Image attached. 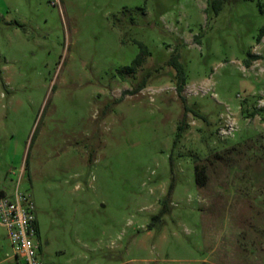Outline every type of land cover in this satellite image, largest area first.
I'll return each mask as SVG.
<instances>
[{"label":"rangeland","instance_id":"rangeland-1","mask_svg":"<svg viewBox=\"0 0 264 264\" xmlns=\"http://www.w3.org/2000/svg\"><path fill=\"white\" fill-rule=\"evenodd\" d=\"M214 1L0 0V189L24 169L43 264H264V0Z\"/></svg>","mask_w":264,"mask_h":264},{"label":"built area","instance_id":"built-area-1","mask_svg":"<svg viewBox=\"0 0 264 264\" xmlns=\"http://www.w3.org/2000/svg\"><path fill=\"white\" fill-rule=\"evenodd\" d=\"M20 170L16 184L10 191H0V225L5 228L13 252L8 254L15 264H43L40 255L35 204L30 192L21 190Z\"/></svg>","mask_w":264,"mask_h":264},{"label":"trees","instance_id":"trees-1","mask_svg":"<svg viewBox=\"0 0 264 264\" xmlns=\"http://www.w3.org/2000/svg\"><path fill=\"white\" fill-rule=\"evenodd\" d=\"M215 2H217V4L215 5L214 11L217 12L218 9L220 8L221 0H218V1L215 0L214 3ZM263 29H264V26L261 30V33ZM260 35H259V38H260ZM139 47H140V50L136 54V56L132 59V61L129 64L121 67L119 71L125 72L128 74H134L137 71V69L143 64V62L146 60V57L150 54V51L143 42H139ZM257 58H259V54L249 52L248 57L245 59V64L249 66L251 64V61ZM167 63L175 68V76H176L175 88H176L178 95L181 97V100L184 103V114H185L186 111L188 110V107L185 104V96L182 95L181 93L186 84V74H185L183 64L179 60V53L174 52L173 54H171V56L167 60ZM148 75L149 73H147L133 88L125 89L123 92L135 93L139 89L143 88L146 85ZM184 125H185L184 119L182 118L178 125V132L176 134L174 143L178 140L179 131L184 128Z\"/></svg>","mask_w":264,"mask_h":264},{"label":"crops","instance_id":"crops-1","mask_svg":"<svg viewBox=\"0 0 264 264\" xmlns=\"http://www.w3.org/2000/svg\"><path fill=\"white\" fill-rule=\"evenodd\" d=\"M0 190H5V188H3V189H0ZM37 226H38V224H37ZM38 231H39V229H38ZM8 258H9V256H7ZM14 261V260H13ZM14 263H15V261H14Z\"/></svg>","mask_w":264,"mask_h":264},{"label":"flooded vegetation","instance_id":"flooded-vegetation-1","mask_svg":"<svg viewBox=\"0 0 264 264\" xmlns=\"http://www.w3.org/2000/svg\"><path fill=\"white\" fill-rule=\"evenodd\" d=\"M40 250H41V248H40Z\"/></svg>","mask_w":264,"mask_h":264}]
</instances>
